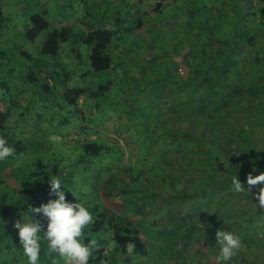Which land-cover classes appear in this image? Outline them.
Instances as JSON below:
<instances>
[{"label": "trees", "instance_id": "16d2710c", "mask_svg": "<svg viewBox=\"0 0 264 264\" xmlns=\"http://www.w3.org/2000/svg\"><path fill=\"white\" fill-rule=\"evenodd\" d=\"M174 2L177 0L171 3ZM257 2L259 6L252 12L264 14V0ZM99 3L101 0H81L86 15H89V8L99 7ZM162 3V0L157 1L155 14L163 10ZM68 8L70 12L71 7ZM129 12L126 16L117 12L111 16L104 10V19L110 27L79 22V15L75 20L81 31L76 33L70 25L76 23L51 25L42 13L29 17L30 26L25 33L28 40L34 41L42 31H47L40 54L58 57L71 39L78 40L88 47L90 70L108 72L112 78L100 80L97 84L95 81L91 84L72 82L78 69L67 72L60 68L63 62L60 56L53 66V73L44 70L51 80L58 76L54 86L49 82L39 83L41 92H54L56 108L61 110L68 106L70 109L64 114L54 112L50 122L45 114L37 111L33 119H27L26 123H35V130L38 121L46 119L50 123L47 126L52 125V135H60L58 140L52 135L47 139L54 161L47 159L41 165L38 163L40 158L26 159V154H33L37 151L35 148L41 149L44 140L36 134L22 133L20 128L25 123L31 101L25 106L15 98L16 94L8 99L0 94V136L15 149L12 156L0 162V264H27L14 225L16 222L22 224L28 218L26 214L34 221L46 223L43 216L30 213L29 208L56 198L50 193L49 181L52 179L62 182L68 201L76 202L71 198L77 196L78 202L92 213L94 222L87 226L84 242L94 239L97 245L89 264H148L150 260L154 264H216L213 252L216 250L218 254V245H215L217 230L229 231L242 239L253 229H256L254 236L258 238H243L238 256L228 263H259V256L250 252H264V243L261 244L264 242V209L256 206L257 201L251 193L246 190L236 192L233 181L237 178L247 187L248 174L264 172V79H243L238 75L237 67L227 64L236 55L234 49L215 50L218 45L208 47L205 44L196 50L198 45L191 44L198 62L193 64L196 57L189 56L184 66L183 84L173 83L164 93L162 89L159 94L156 91L157 96L153 99L144 96L150 98L144 104L146 117L143 111L136 117L133 110L127 117L130 127L114 129L119 134L125 132L124 136H128L130 142L131 139L134 141L131 144L137 147L138 156L134 161L128 158V163L121 167L110 161L104 165L100 163L106 156L121 159L125 148L106 136L98 135L94 139L88 136L99 130L93 125L98 118L95 110L99 104H93L89 99L109 94L114 85L113 78L117 77V71L128 56V45L131 46L144 29L150 32L144 26L140 10L131 8ZM193 12L188 13L192 16ZM68 13L61 20L79 14L74 10L70 16ZM3 18L0 6V22ZM188 20L186 25L190 27L193 22ZM112 23L116 25L115 30ZM16 52L20 57L32 58L26 50ZM0 54L1 57L5 55L4 52ZM75 57L78 63L82 62L79 54ZM43 65L46 64L42 63L38 74L42 67L44 69ZM194 67L202 71L201 75L195 73ZM26 76L25 86L33 94L32 86H37L39 79L30 70ZM91 77L97 81L96 77ZM155 82L159 86L161 81L157 78L151 84L155 85ZM128 85L130 89L134 88V84ZM180 89L182 92L178 94ZM81 97V105L87 110L85 106L79 108ZM70 133L78 137L73 140L72 155L65 161L66 157L56 150L57 145L50 146L52 141L62 143ZM84 160L90 161L81 165ZM97 163L99 169L89 173L91 166ZM111 163L112 167L117 165L118 170L110 174L115 178L106 187L101 178L104 168L111 170L112 167L107 168ZM76 167L81 169L84 191L73 180ZM237 201L240 202L238 206L232 204ZM173 213H177V218L185 217L184 220L174 221ZM185 221L190 223L184 224ZM162 230L172 231V235L169 240L155 244L152 238H158ZM255 239L261 244L258 248L252 244ZM193 240L198 241L199 246L190 258L185 252L193 249L190 244ZM129 243L135 245L131 257L126 251ZM162 251L167 258L163 257ZM39 264H64V261L50 253L46 243H42Z\"/></svg>", "mask_w": 264, "mask_h": 264}, {"label": "rangeland", "instance_id": "374dc122", "mask_svg": "<svg viewBox=\"0 0 264 264\" xmlns=\"http://www.w3.org/2000/svg\"><path fill=\"white\" fill-rule=\"evenodd\" d=\"M87 1L90 2L94 0ZM137 1L138 0H101L99 7L93 9L89 8V15H86L81 0H0V6L4 13V18L0 22V53H5L2 57L0 56V94L3 93L5 99L13 97V95L16 94L15 98L25 106L31 101L29 111H27L28 115L24 117L25 123L27 119L30 121L35 117L36 111L45 114L46 118H48V122H50L49 120L55 116L54 112L64 114L70 109L68 106L61 110L57 109L55 101L56 94H54V92L42 93L39 86V83L43 82H49V85L54 86L56 76L58 75H56L55 78L53 76L51 80V76H46L47 73L44 74V70L48 72L54 71L53 66L55 62H57L56 60H59V56L64 64L61 63L60 68H65L67 72H72L74 68L78 69V75L75 73V78L72 82L91 84L95 81V84H97L100 80H106L110 77L108 72L103 71L95 73L90 70L89 61L87 59L88 47L84 44H80L78 40L74 41V39H71L69 45L63 47V51L58 57L40 54V46L46 37L47 31H42L34 41L26 38L25 33L30 26L29 17L32 14H44L51 25H62L66 22L76 23L74 25L70 24L74 28L73 31L76 33L81 31V28L78 29L80 26L79 23L75 20L79 15V22L84 21L86 24L89 23L110 27L106 24L107 19H104V10L106 13H111V16H114L115 14L113 13L115 12L120 16H126L130 14L129 10L131 8L140 10L144 20V26L148 27L150 32L144 29L139 38H134V42L131 43V46L130 44L128 45L130 48L128 50V56L117 71V77L115 76L113 78L114 85L109 94L104 93L102 96L89 99L93 104H99V108L95 110V114L98 118L96 122L93 123L94 127L99 130L97 134L91 133L88 136H91L93 139L98 135L106 136L116 141L122 148H125L121 159H111L108 156L103 157L100 162L103 165L110 161L121 167L128 163V158L134 161L135 157L138 156L137 147L131 144V142L134 143V141L131 139L130 142L129 137L124 136V134L126 135L124 131V133L121 132V134H119L115 132L114 129L117 130L118 127L122 126L123 128L126 125L130 127L127 117L129 112L131 113L133 110V115L136 117H139L140 113H142L141 111H143V116L146 117L147 114L144 104L148 103L150 98L153 99L156 97V94H159L161 89L164 93L173 83L183 84L185 80L184 66L187 60H189V56L191 57V55H193L192 57H196L192 60L193 64L198 62L196 53L192 52L194 47H191V44L195 46L198 45L196 50H199L201 46L205 44L208 47L218 45L215 47V50L218 48L224 50L234 49L236 55L232 56L229 60L230 63L227 64L236 66L237 74L242 76L243 79H264V14H261L259 11L258 13L256 11L254 13L252 12L259 6L257 0H177V2L174 3H171L173 0H162V4H164L163 10L157 14H155L156 11L154 9L158 0H142L141 3ZM68 7H71L70 12L74 10L79 14L70 16ZM232 8H234V10ZM189 11H194L192 16L188 13ZM67 13L70 17L66 20H61ZM188 19L193 22L190 27L186 25V22L188 23L189 21ZM112 27H114V30L116 29L114 23H112ZM236 37H238V39ZM136 40H139L137 44L135 43ZM22 49L29 52L32 58L26 59L20 57L16 51ZM78 54L81 58V63L76 61L78 58H76L75 55ZM199 56H201V54H199ZM232 58L237 59V61ZM42 63L46 65H43L45 66L44 69L42 67V72L38 74V69L42 66ZM209 63H211V61H209ZM217 63L218 61L215 60L214 64L217 65ZM245 66L247 67L245 68ZM29 70L35 72L39 79L37 86L36 84H34V86L30 83V85H33L32 90L35 94L34 92L32 94L31 90L27 89L28 86H25L27 84L25 81L27 77L26 73H28ZM193 70L196 74L202 72L198 67H194ZM84 72H87V75L83 77L81 75ZM210 72L213 73V71ZM91 76L96 77L97 81L92 79ZM157 78L161 81L159 86L156 85L157 82H155V85L154 83L151 84L152 80ZM135 79H137V81H134ZM128 84H134V88L130 89ZM19 87L22 89L19 90ZM154 92H156V94H154ZM181 92L180 89L178 94H181ZM112 94L115 98L111 96ZM82 100L81 97L79 100V108L83 106V109L85 105H81ZM85 109L87 110L86 106ZM145 117L143 118L144 120ZM46 121V119L45 121L39 120L36 130L33 129L35 123L30 124L29 122L26 123V125L23 123L22 127L20 126L22 133H29L30 135L36 134L45 142L42 144L41 149L35 148L37 150L36 152L34 151L33 154H29L28 152L26 154V159L32 157L31 159L38 160V158H40L38 162L39 165L47 159H50L51 162L54 161L52 151L49 149V146H47L49 142L47 139L52 138L53 129L52 125L50 127L47 126V124L50 125V123ZM43 134L45 136H43ZM77 137L78 136L74 133H70L62 143L59 141H52L50 147L54 148V144H56V150L61 152V154L66 157L64 160L67 161V158L70 157L72 151H74L73 140ZM53 138L54 140H58L60 135L54 134ZM89 161L90 160H84L80 163L83 165ZM112 165L113 163L107 168L112 167ZM98 169V163L93 164L88 172L91 173ZM117 170V165L113 166L110 171L104 168V175L101 178L102 185L109 187L115 178L114 175L110 174ZM81 173L80 167H76L73 180L78 188L82 190L85 188V181L81 177ZM71 199L76 200L75 198ZM239 203L238 201L232 202V204H236V206H238ZM262 215L264 216V213ZM172 218L174 221L177 219L178 222H180L183 221L185 217L179 216L177 218V213H173ZM188 223L190 222H184V224ZM255 231L256 229H253L243 238H258L254 236ZM170 235H172V231L164 232L162 230L159 233V237H153L152 240H154L155 244H161V242H163L162 240H169ZM243 238H240L241 241H243ZM258 241V239H255V242H252L257 248L264 243L261 241L259 245ZM198 243V241H190V244H193V249L189 248V250L185 252V255H189L191 258L194 254L193 252L198 250ZM215 251L213 252L214 256L217 255ZM248 251L250 252V250ZM163 253L164 251H162L163 257L167 258L168 255H164ZM250 253H252V255L254 254V256H259L258 264H264V252L262 253L257 250L255 252L251 251ZM148 264H154V261L150 260ZM242 264H246V262L242 261Z\"/></svg>", "mask_w": 264, "mask_h": 264}, {"label": "clouds", "instance_id": "9594fccd", "mask_svg": "<svg viewBox=\"0 0 264 264\" xmlns=\"http://www.w3.org/2000/svg\"><path fill=\"white\" fill-rule=\"evenodd\" d=\"M14 151V147L9 146L7 140L0 136V162L6 161ZM49 183L50 193L56 198L49 199L38 207L29 208L30 213L43 216L46 223L34 221L26 214L28 218L24 219L22 224L16 222L14 225L18 230L19 244L27 258V264H39L42 243H46L50 253L62 258L64 264H89L97 245L94 239L84 242L85 230L94 222L92 213L83 203L78 202L77 196L76 202L66 199L59 179H52ZM233 184L236 192L246 190L247 193H251L257 201L256 206L264 209V172L248 174L247 187L237 178ZM215 245H218L216 264H228L243 247L239 236L225 230L216 231ZM134 249V244L127 245L128 256L134 255Z\"/></svg>", "mask_w": 264, "mask_h": 264}]
</instances>
